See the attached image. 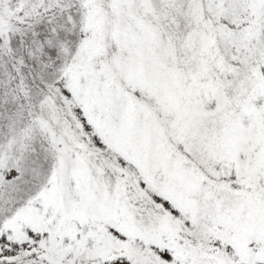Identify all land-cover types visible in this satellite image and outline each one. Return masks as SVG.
Returning a JSON list of instances; mask_svg holds the SVG:
<instances>
[{"label": "snow or ice", "instance_id": "6c2138e0", "mask_svg": "<svg viewBox=\"0 0 264 264\" xmlns=\"http://www.w3.org/2000/svg\"><path fill=\"white\" fill-rule=\"evenodd\" d=\"M0 264H264V0H0Z\"/></svg>", "mask_w": 264, "mask_h": 264}]
</instances>
